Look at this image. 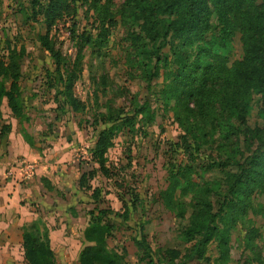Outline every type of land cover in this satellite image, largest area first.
<instances>
[{
  "label": "rangeland",
  "instance_id": "1",
  "mask_svg": "<svg viewBox=\"0 0 264 264\" xmlns=\"http://www.w3.org/2000/svg\"><path fill=\"white\" fill-rule=\"evenodd\" d=\"M122 1H108L112 20L103 24V44L97 52H91V45L84 44L82 39L88 34L93 37L100 33L101 23L87 2L74 0L73 12L69 10L61 17H55L47 25L41 11L46 0H35L34 4L31 0H0V60L4 63L1 65L6 72L18 75L23 109L28 113L22 121L38 123L32 113L40 109L44 112L35 115H40L41 123L46 125L45 135L53 134L52 131L57 134L54 126H60V130L62 127V132L73 128L79 138L78 147H82L76 152L81 161L88 159L99 128L105 122L114 125L111 144L104 151L105 173L96 169L91 177L84 178L82 185L69 182L67 193L59 188L65 216L82 212L88 218L86 211L92 209L94 203L89 200L94 196L110 215L111 233L106 238L107 245L116 249L124 247L127 264H167L169 261L217 264L213 260L218 254L214 240L206 244V259L181 262L189 243L183 241L180 223L161 201L167 163L190 162L201 170L210 165L204 174L216 179L219 169H225L218 161H235L249 153L250 136L225 137L226 128L219 120L218 125L215 120L204 122L202 128L195 129V135L186 133L180 112L176 116L174 110L162 106L158 98L157 91L167 67L159 63L157 73L153 75L143 70L139 51L143 44L150 49L153 43L142 38L136 22L122 11ZM31 5L36 20L31 19ZM231 16L236 26L237 13ZM211 20L213 23L214 16ZM46 29L60 56L58 69H55L49 52L36 39L35 31ZM234 30L226 52L230 58H239L241 46L237 29ZM136 41H140L137 47ZM159 50L167 52V47ZM69 75L73 101L64 100L61 92ZM8 79L6 76L3 80L5 84ZM257 97L252 94L245 118L248 126L262 128L264 123L258 114ZM145 100L148 107L143 112H136ZM114 116L122 118L112 121ZM126 122H132V126L125 127ZM183 139L190 147H183ZM230 168L231 165L226 166V169ZM210 196L215 209L217 196ZM249 198L250 202L238 220H225L224 226L229 225L228 251L226 258H221L218 264H264V235L261 232L264 183L262 188L253 189ZM137 225L141 226L144 241L152 250L150 255L142 245L133 242L139 237Z\"/></svg>",
  "mask_w": 264,
  "mask_h": 264
},
{
  "label": "trees",
  "instance_id": "2",
  "mask_svg": "<svg viewBox=\"0 0 264 264\" xmlns=\"http://www.w3.org/2000/svg\"><path fill=\"white\" fill-rule=\"evenodd\" d=\"M108 1L83 0L96 12L101 23L100 33L93 37L88 34L82 39L84 44L91 45V52H97L103 44V24L112 20ZM32 7L31 19L36 20ZM121 7L136 22L142 38L153 43L150 49L143 44L139 51L143 70L153 75L157 73L159 63L167 67L157 91L158 98L162 106L173 109L176 116L180 112L186 133L195 135L196 128L215 120V124L220 121L226 128L225 137L237 134L250 136L249 153L235 161H218L225 169H219L216 179L204 174L210 165L201 170L190 162L167 163L161 201L180 223L183 241L189 243L181 262L206 259V244L214 240L218 254L213 260L218 264L221 258H226L228 251L229 225L224 226L225 220H238L250 202V193L255 188H262L264 183V125L262 128L250 127L245 118L254 93L258 95V114L264 123V0H123ZM43 8V20L49 25L53 18H59L69 10L73 12L75 6L74 0H46ZM235 13L238 16L236 26L231 16ZM234 29H237L241 46L239 58H230L226 52ZM35 32L38 44L49 52L55 69H58L60 56L48 38L47 29ZM139 42L136 41V47ZM162 47H167V52L161 53L159 49ZM1 64L4 63L0 60V99L4 96L11 114L22 121L27 116L18 75L6 72ZM6 76L9 78L7 84L3 81ZM70 88L71 75L67 76L61 91L64 100H74ZM146 107L145 100L135 110L143 112ZM119 118L122 117L114 116L111 120ZM124 124L125 127L132 126V122ZM113 126L105 122L99 128L90 150L91 160L102 173L106 170L104 151L111 144ZM22 134L31 143L29 137L24 132ZM183 147H190L186 139H183ZM227 165L231 168L226 169ZM93 169L80 174L79 185L84 183L85 177L93 175ZM210 195L217 196L215 209ZM89 202L94 205L87 210V223L82 230L86 243L79 250L78 264H127L124 247L116 249L107 245L106 238L111 233L110 215L100 207L96 197L93 196ZM116 216L122 220L119 213ZM261 216L264 221V212ZM137 232L139 237L133 242L142 245L147 255L152 254L140 225H137ZM261 232L264 235V223ZM21 244L25 264H53L47 226L41 219L23 226ZM167 264L175 263L169 261Z\"/></svg>",
  "mask_w": 264,
  "mask_h": 264
},
{
  "label": "crops",
  "instance_id": "3",
  "mask_svg": "<svg viewBox=\"0 0 264 264\" xmlns=\"http://www.w3.org/2000/svg\"><path fill=\"white\" fill-rule=\"evenodd\" d=\"M42 112L32 113L38 123L19 121L5 97L0 99V264H25L21 232L35 219L47 226L53 264H78L79 250L86 243L82 234L86 215L65 216L58 190L67 193V184H78L83 171H96L95 162L90 154L85 161L78 158L76 152L82 147L73 128L62 132V127L54 126L57 134L45 135L46 125L35 115Z\"/></svg>",
  "mask_w": 264,
  "mask_h": 264
}]
</instances>
